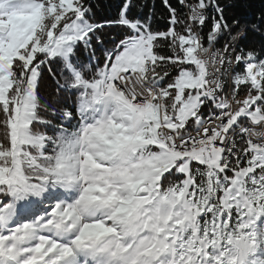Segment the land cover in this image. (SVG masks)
<instances>
[{
	"label": "snow or ice",
	"instance_id": "snow-or-ice-1",
	"mask_svg": "<svg viewBox=\"0 0 264 264\" xmlns=\"http://www.w3.org/2000/svg\"><path fill=\"white\" fill-rule=\"evenodd\" d=\"M179 2L205 25L213 0ZM130 7L125 0L117 23L133 34L87 80L71 56L104 25L90 22L83 0H0V264H264V139L251 138L264 132L243 126L264 128V59L253 51L225 59L239 36L218 4L208 40L228 39L211 59L191 26L152 32L128 17ZM166 7L175 25L176 9ZM160 39L174 55L157 54ZM52 58L71 71L69 87L81 89L79 123L57 138L33 130L47 123L36 87ZM233 60L244 68L230 101L218 95L215 73ZM165 64L178 71L162 85L170 73L157 68ZM205 103L220 110L213 121L201 115ZM237 130L244 167L238 154L235 167L229 162Z\"/></svg>",
	"mask_w": 264,
	"mask_h": 264
},
{
	"label": "trees",
	"instance_id": "trees-1",
	"mask_svg": "<svg viewBox=\"0 0 264 264\" xmlns=\"http://www.w3.org/2000/svg\"><path fill=\"white\" fill-rule=\"evenodd\" d=\"M193 1L196 2V0ZM83 3L88 9L86 15L90 22L104 26L90 34L91 39L87 45L76 46L71 56V62L73 67L81 72L84 79L92 80L96 78L97 69L104 65L106 55L122 39L133 33L130 29L117 23L121 17L125 0H83ZM166 3L176 9L178 22L175 25L170 22V12ZM215 4H218L219 8L223 10L224 18L228 24L235 25V34L240 37L239 51L243 54L253 51L258 60L264 59V0H213V6L207 12L208 21L202 27L191 25L187 19L186 9L179 0H131V7L128 9L127 15L130 19L147 25L152 32L163 33L174 27L178 33L184 34L185 28L191 26L194 32L198 31L201 34L203 46L209 47L210 42L207 43V35L213 18L218 15ZM237 21L239 23H234ZM219 39L215 43H219L222 39L225 41L226 37ZM155 51L160 56L174 55V49L170 47V42L167 39H160ZM38 59H43V56H38ZM188 67L190 68V66ZM164 70L168 71L170 75L160 82L162 85L169 83L178 71L175 66L168 64L157 68V71L160 72ZM39 71L40 76L36 87L40 104L38 114L47 123H38L33 130L38 134L53 138H57L60 131L64 129L69 132L74 131L79 123L78 107L81 89L69 87L73 82L71 71L66 68L62 58L45 59V62L40 65ZM245 93H247V87L239 88L240 95ZM205 110L206 106L201 108V112ZM65 111L72 113L71 121L63 116ZM0 118H2V114H0ZM191 124L190 121L189 127ZM3 136L4 132L0 129V139H3ZM237 144L239 148L237 152L241 161L240 167H244L248 157L244 155L243 149L247 147V144L239 134ZM45 151L51 152L48 149ZM230 165L236 166L234 162ZM227 174L231 176L232 172L229 171ZM179 179L180 176L176 175L171 177L170 182H177ZM197 179L199 180L201 177L198 176Z\"/></svg>",
	"mask_w": 264,
	"mask_h": 264
},
{
	"label": "rangeland",
	"instance_id": "rangeland-1",
	"mask_svg": "<svg viewBox=\"0 0 264 264\" xmlns=\"http://www.w3.org/2000/svg\"><path fill=\"white\" fill-rule=\"evenodd\" d=\"M192 1V2H191ZM187 2H188V5H190L191 7H195V5H196V2H194L193 0H186L185 1V3L187 4ZM190 2V3H189ZM193 3V4H192ZM184 8L186 9V11H187V19H188V21L192 24L193 22L191 21V20H189V16H190V14H191V10H190V7H185L184 6ZM210 8V7H209ZM209 8H207V9H205V11L207 10V12H208V9ZM188 11H189V13H188ZM194 27H197L198 26V24H195V23H193L192 24ZM234 28H235V25H232L231 26V33L233 34V35H237V34H235V30H234ZM193 33H195L194 31H193ZM196 34V33H195ZM228 36V34L227 33H225V37H227ZM220 39H222V38H220ZM219 39V40H220ZM224 39H222L220 42H219V46L220 47H222V46H224V41H223ZM239 38L237 39V40H234V41H232L233 43L231 44L232 45V47L233 48H236V51H235V54H234V51H230V53H231V56L232 57H235L236 55H240V54H243L242 52H240L239 51V48H240V43H239ZM207 43H208V36H207ZM206 43V44H207ZM215 42H212V43H210V46L211 45H213ZM235 43V44H234ZM237 64L235 63H233L232 64V68L234 69L231 73H230V76L229 75H226L225 77H224V81H225V84L224 85H226L225 87H226V89H225V87H224V89H225V93H227V92H229L228 93V96H227V94H225V97H227V98H231L232 97V92H233V78H234V74L237 72V71H242L243 70V68H244V65L243 64H240V65H237ZM194 67V66H193ZM192 66H190V69H192L193 68ZM237 68V69H236ZM235 69H236V71H235ZM233 75V76H232ZM230 77V80L228 79ZM227 78V80L228 81H226L225 79ZM232 79V80H231ZM229 82V83H228ZM232 85V86H231ZM229 88H228V87ZM241 87H247V86H240L239 88H241ZM224 89H222V90H224ZM231 89V92L229 91V90ZM220 91H221V89H220ZM224 91H221V94L224 96V93H223ZM248 95V92L247 93H245V94H242L241 96H240V94H239V90H238V94L236 95V99H238V100H240V101H243V99L246 97ZM239 96V97H238ZM234 103V102H233ZM204 106H206V110L205 111H203V115H205V118L207 117L206 116V114H208V115H212V116H214L213 114L215 113V112H217V110H218V112L220 111L219 109H216L211 103H205L204 104ZM203 106V107H204ZM216 110V111H215ZM213 111V112H212ZM217 112V113H218ZM201 114H202V112H201ZM203 118H204V116H203ZM204 118V120H206L207 121V119H205ZM206 125V124H205ZM192 127H193V122H192V124L190 125V127H189V130L190 131H192V134H194V130L192 129ZM43 135V134H42ZM45 149H48V150H51L52 149V146L51 145H47L46 146V148ZM236 149H239L238 148V144L236 145ZM235 149H233V151H234ZM46 152H48V151H46ZM50 153V152H49ZM235 154V153H234ZM234 154H232L233 155V157L232 156H229V162H230V164L231 163H233L234 162V164H236V160H237V155H234ZM242 155V154H241ZM244 155H245V153H244ZM240 157V156H239ZM193 167H194V169L195 168H197V167H202V166H199V165H194L193 164Z\"/></svg>",
	"mask_w": 264,
	"mask_h": 264
},
{
	"label": "bare ground",
	"instance_id": "bare-ground-1",
	"mask_svg": "<svg viewBox=\"0 0 264 264\" xmlns=\"http://www.w3.org/2000/svg\"><path fill=\"white\" fill-rule=\"evenodd\" d=\"M186 1V0H185ZM192 2V1H191ZM190 3V2H189ZM187 4H188V2H187ZM193 4V3H192ZM187 12V11H186ZM188 13H189V11H188ZM204 13H205V15L207 16V10L205 11L204 10ZM191 15V14H190ZM194 23V22H193ZM192 23V24H193ZM191 24V25H192ZM196 24V23H195ZM228 39V36L226 37V39H225V41H224V44L226 43V40ZM239 40H240V37H239ZM238 40V41H239ZM231 42V41H230ZM233 43V42H232ZM231 43V44H232ZM235 44V43H234ZM223 47V46H222ZM222 47H220L219 46V43H215V44H213V45H211V46H209V47H206V48H208V53H207V56H208V58L209 59H211V57H212V54L213 53H217V51L218 50H220L221 51V48ZM230 51H234V54H235V51H236V48H233V47H231L230 49H229V51L227 52V53H224V56H225V59L227 60V59H229V58H232V56H231V53H230ZM237 52V51H236ZM235 64V61L233 60V62H232V64ZM232 64L231 65H228V64H225V65H223V66H221V73H215V75H217V76H219L220 77V79H221V83H222V88H221V91H224L223 93H224V96L221 94V91H219L218 92V95L219 96H222V97H225V94H227V96H228V93L229 92H227V93H225L226 91H225V89H226V85H224L225 84V81H224V77L226 76V75H229L230 76V73L234 70L233 68H232ZM237 66V65H236ZM193 67V66H192ZM213 67H215V65H210V68H211V70H212V68ZM237 69V68H236ZM236 69H235V71H236ZM234 72V71H233ZM233 76V75H232ZM229 80H230V77L228 78ZM226 81H228L227 80V78L225 79ZM232 80V79H231ZM229 83V82H228ZM232 86V85H231ZM234 86V85H233ZM224 87H225V89H224ZM228 87V86H227ZM136 88H138V89H140V86L139 85H136ZM229 88V87H228ZM222 89H224V90H222ZM229 90V89H228ZM230 92H231V89L229 90ZM221 94V95H220ZM232 94V93H231ZM241 96V95H240ZM239 97V96H238ZM225 98H227V97H225ZM227 99H229L230 101L232 100V97L231 98H227ZM233 104L234 103H232V106H233ZM216 111V110H215ZM213 112V111H212ZM217 112H218V110H217ZM217 112H215V113H217ZM205 116V115H204ZM206 119H207V121H211V120H214V116H207L206 117ZM220 123V121H214V123H213V127L216 125V124H219ZM207 125V124H206ZM205 125V126H206ZM246 127H249V128H252V129H257V130H254L255 132H264V128H261V127H259L258 128V126L257 125H252V124H247V125H245ZM194 134H195V132H194ZM252 139H253V141H260L261 139H263L264 137H257V136H252L251 137ZM229 141L230 142H234L235 143V139H234V137H233V135H230V137H229ZM237 145V144H236ZM235 149V148H234ZM234 153V152H233Z\"/></svg>",
	"mask_w": 264,
	"mask_h": 264
},
{
	"label": "built area",
	"instance_id": "built-area-1",
	"mask_svg": "<svg viewBox=\"0 0 264 264\" xmlns=\"http://www.w3.org/2000/svg\"><path fill=\"white\" fill-rule=\"evenodd\" d=\"M199 37H200V39H201V34L200 33H198V31L197 32H195ZM209 41V40H208ZM231 43H232V41H231ZM225 45V44H224ZM223 48H224V46L221 48V51L220 52H222V50H223ZM210 71H211V68H210ZM137 90L139 91L140 89H138L137 88ZM239 107V105H237V104H233V106H232V109L233 110H236L237 108ZM211 121H213V120H211ZM206 127H213V123H208L207 125H206ZM260 126H258V128H259ZM253 130H257V129H253ZM193 135H195V134H193ZM264 139V138H263ZM254 142H259V141H254Z\"/></svg>",
	"mask_w": 264,
	"mask_h": 264
}]
</instances>
